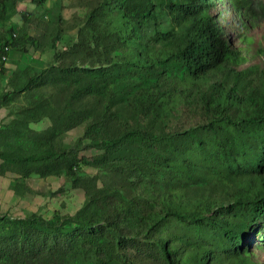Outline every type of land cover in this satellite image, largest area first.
I'll list each match as a JSON object with an SVG mask.
<instances>
[{
    "label": "trees",
    "instance_id": "16d2710c",
    "mask_svg": "<svg viewBox=\"0 0 264 264\" xmlns=\"http://www.w3.org/2000/svg\"><path fill=\"white\" fill-rule=\"evenodd\" d=\"M16 1L0 0V18ZM217 1L84 0L77 40L57 49L58 64L21 82L9 74L0 106L19 92L27 102L0 129V174H15V190L33 174H65L84 200L52 217L0 212V264H81L86 254L93 264H132L129 250L167 264H257L239 244L264 214V31L256 49L263 64L238 66L250 58L264 4L220 0L242 31L234 44L211 12ZM159 15L168 29L144 39L137 30ZM6 33L0 29V74L3 55L18 45L12 26ZM84 60L87 69L78 65ZM165 65L179 75L169 81L156 69ZM119 69L141 82L110 85L120 82ZM43 117L47 128L29 126ZM81 124L68 145L63 135ZM91 148L99 153L81 154ZM84 165L119 175L120 184L98 185Z\"/></svg>",
    "mask_w": 264,
    "mask_h": 264
},
{
    "label": "rangeland",
    "instance_id": "374dc122",
    "mask_svg": "<svg viewBox=\"0 0 264 264\" xmlns=\"http://www.w3.org/2000/svg\"><path fill=\"white\" fill-rule=\"evenodd\" d=\"M84 0H44L33 2V0H17L14 9L6 12L0 18V29L6 33L8 28L12 26L16 33L14 44L12 46L4 66L6 71L0 74V92L11 89L12 86L7 84V77L12 73L14 81L21 82L26 76L36 73L37 71L47 68L53 64H58L60 58L56 57L58 50H63L65 47L77 40L78 28L83 23V18L88 7L83 4ZM256 7L264 4V0H253ZM226 6L219 0L212 5L211 12L217 16L219 23L224 30V37L234 44H239L237 41L238 34L242 33L239 23L230 12L225 9ZM224 9L221 12L220 10ZM23 13H26L27 18H23ZM169 19L166 16H158V19L150 20L145 23L138 33H144V39L151 35L154 29L165 31L168 29ZM264 31V23L261 27L255 28L253 31L254 42L250 50V58L240 64L241 68L250 63L263 64V57L260 52H256L258 45L261 43V33ZM26 33L34 37L35 42L30 39H23L22 35ZM10 33H6L8 37ZM55 35H60L57 40L56 47H52V42ZM58 49V50H57ZM89 60H84L78 65L87 69L90 65ZM99 64V63H98ZM165 69L171 74L170 80L178 72V67L175 65L157 66L156 69ZM152 74V71L150 72ZM118 75L120 82H112L110 85L127 86V89L135 87L141 82V76L131 72L130 70L119 69ZM211 81V80H210ZM209 82L203 84L201 88L207 86ZM50 85L46 84L43 91L49 94ZM8 104L0 106V129L8 127L9 121L14 117L17 111V106L27 102L25 95L19 92L16 97L8 101ZM51 125V120L48 117H43L38 121H32L29 126L36 131L43 130ZM83 125H77L63 135L64 141L68 145L76 142V139L82 135ZM99 153L96 148L83 150L82 155L91 159ZM86 173L92 175L98 185L107 183L120 184L121 177L113 172L97 170L89 165H84L82 168ZM13 173V172H11ZM13 175H15L13 173ZM82 182V180H81ZM15 184V183H14ZM14 191L18 194L15 201L12 200L11 210L0 211L13 216H25L35 212L45 217L54 216L56 210L62 215L64 213H74L82 207L84 200V191L82 186L74 187L71 180L65 175L41 177L37 174L31 175L26 179L21 186ZM239 247L248 249L255 263H264V214L259 216L251 225L250 230L244 241L239 244ZM129 259L132 264H167L164 256L154 258L150 253H142L137 250H129ZM81 264H93L90 254L80 259Z\"/></svg>",
    "mask_w": 264,
    "mask_h": 264
},
{
    "label": "crops",
    "instance_id": "0c3cea01",
    "mask_svg": "<svg viewBox=\"0 0 264 264\" xmlns=\"http://www.w3.org/2000/svg\"><path fill=\"white\" fill-rule=\"evenodd\" d=\"M14 176L11 172L0 174V211L11 210L12 200L18 196L14 191Z\"/></svg>",
    "mask_w": 264,
    "mask_h": 264
},
{
    "label": "bare ground",
    "instance_id": "6f19581e",
    "mask_svg": "<svg viewBox=\"0 0 264 264\" xmlns=\"http://www.w3.org/2000/svg\"><path fill=\"white\" fill-rule=\"evenodd\" d=\"M3 58H7L5 55H3Z\"/></svg>",
    "mask_w": 264,
    "mask_h": 264
}]
</instances>
